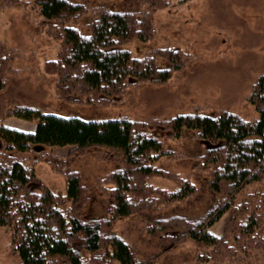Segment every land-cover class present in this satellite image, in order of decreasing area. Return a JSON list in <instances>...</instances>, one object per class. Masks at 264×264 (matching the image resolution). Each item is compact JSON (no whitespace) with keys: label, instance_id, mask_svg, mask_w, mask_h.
<instances>
[{"label":"trees","instance_id":"1","mask_svg":"<svg viewBox=\"0 0 264 264\" xmlns=\"http://www.w3.org/2000/svg\"><path fill=\"white\" fill-rule=\"evenodd\" d=\"M27 1L38 9L46 34L59 41L55 56L44 61L43 73L53 78L57 98L66 103L120 104L128 87L166 83L194 59L178 46L163 45L141 55L127 47L153 38V13L171 0H136L135 10L89 9L82 1ZM22 2L0 0V7ZM15 55L0 41V90L6 86V74L15 71ZM159 60L165 65L160 67ZM245 100L255 117L194 107L163 119L83 118L32 105L10 106L6 116L35 122L32 131L0 122V227L19 264H153V256L138 258L113 230L117 220L134 215L145 218L147 236L156 237L163 249L191 240L196 261L205 264H243L254 253L264 256V189H246L264 179V72L254 78ZM185 130L202 145L195 178H208L214 201L195 217H164L161 206L183 202L198 191L187 174L156 165L162 156H178L166 142L182 140ZM65 145L71 147L66 157L44 156L65 177V191L50 189L35 174L33 160L14 153ZM90 148L117 167L96 176L103 214L85 219L88 189L70 162ZM152 177L167 179L173 187L153 184ZM226 212L221 232L213 233L210 226Z\"/></svg>","mask_w":264,"mask_h":264},{"label":"rangeland","instance_id":"2","mask_svg":"<svg viewBox=\"0 0 264 264\" xmlns=\"http://www.w3.org/2000/svg\"><path fill=\"white\" fill-rule=\"evenodd\" d=\"M10 7H0V41L15 50L12 60L14 72L6 74V86L0 90V122L20 130L32 131L35 122L15 116H6L14 105H32L44 112L59 115H77L83 118L129 116L131 118H168L194 107L211 110L227 109L243 118L257 113L245 100L254 78L264 72V0H171L152 16L155 28L153 38L147 42L132 41L128 48L141 55L151 48L163 45L178 46L191 52L192 59L166 83H142L128 87L120 104L107 106L88 103H66L57 98L53 78L43 73V63L55 56L59 41L44 30L38 9L30 1ZM82 1L88 8L102 6L115 10H135L136 0H70ZM141 9V8H140ZM160 67L165 65L158 61ZM206 112V113H207ZM166 146L178 156H162L156 165L166 170L187 174L198 186V191L183 202L160 207L161 216L173 214L195 217L203 213L214 201L208 187V178H195L194 164L202 152V145L185 130L182 140H167ZM2 147L0 141V148ZM69 145L49 148L36 147L28 156L33 160L35 174L54 191H65V177L48 164L46 153L64 158ZM43 153V154H42ZM98 149L90 148L83 156L71 160L70 166L81 175L88 189L89 202L82 217L94 218L103 214L101 198L94 184L96 176L117 167L113 160H101ZM42 159H37L38 155ZM150 182L172 188L173 183L161 177ZM260 183V184H259ZM246 189H264V179ZM228 212L210 226L220 233ZM145 218L134 215L117 220L113 230L134 249L138 258L153 256V264H205L196 261L195 244L185 239L170 249H163L156 237H148ZM8 234L0 227V264H19L12 252ZM113 264H119L117 261ZM220 264H236L224 262ZM243 264H264V256L254 253Z\"/></svg>","mask_w":264,"mask_h":264}]
</instances>
